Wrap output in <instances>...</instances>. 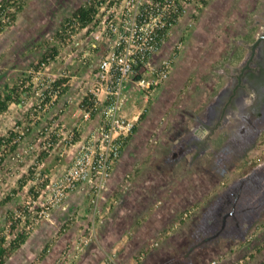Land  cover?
Listing matches in <instances>:
<instances>
[{
	"label": "rangeland",
	"instance_id": "rangeland-1",
	"mask_svg": "<svg viewBox=\"0 0 264 264\" xmlns=\"http://www.w3.org/2000/svg\"><path fill=\"white\" fill-rule=\"evenodd\" d=\"M91 1L30 0L16 24L0 35V94L19 86L29 90L22 103L0 116V137L16 136L18 143L16 150L12 145L0 150V234L7 231L10 212L31 221L28 242L6 264H264V122L242 134L248 128L244 103L213 135L208 125L220 91L231 88L262 31L264 0L183 2V13L153 61L173 56L170 78L149 97L135 79L130 82L126 115L135 118L136 128L123 147L114 191L134 207L118 226L132 244L124 253L103 242L106 225L100 223L102 213L93 219L89 185L68 193L60 206L51 201V182L73 163L75 144L102 123L99 113L86 120L82 103L112 49L103 22L119 21L110 8L123 0H111L87 28H65ZM82 39L90 42L81 44ZM97 47L99 58L92 53ZM76 75L87 85L81 94ZM139 75L151 79L145 70L136 79ZM61 79L67 82L59 93L55 83ZM73 112L79 123L68 120ZM90 120L95 126L82 131ZM107 193L100 207L118 212L119 199L104 207ZM227 199L237 206L224 205Z\"/></svg>",
	"mask_w": 264,
	"mask_h": 264
},
{
	"label": "built area",
	"instance_id": "built-area-1",
	"mask_svg": "<svg viewBox=\"0 0 264 264\" xmlns=\"http://www.w3.org/2000/svg\"><path fill=\"white\" fill-rule=\"evenodd\" d=\"M189 1L154 0L145 3L142 0H123L119 8H110L116 17L120 14L119 21L106 19L103 22L104 33L113 37L112 49L101 61L89 95L90 104L82 103L85 119L99 113L102 123L86 139L76 142L73 163L60 178L51 182L54 206L62 205L68 193L89 185L94 191L93 219L101 213L99 203L103 200L102 194L108 189L114 165L121 159L123 147L136 128L135 118L125 114L129 83L135 79V86L149 97L170 78L173 56L164 57L158 63L153 61L167 44L172 18L177 14L180 17L181 6V12L184 11L182 3ZM110 2L105 0L101 4L102 9ZM78 27L81 26L78 24ZM139 70H145L151 79L140 75L136 79ZM57 91L60 93L59 88Z\"/></svg>",
	"mask_w": 264,
	"mask_h": 264
},
{
	"label": "trees",
	"instance_id": "trees-1",
	"mask_svg": "<svg viewBox=\"0 0 264 264\" xmlns=\"http://www.w3.org/2000/svg\"><path fill=\"white\" fill-rule=\"evenodd\" d=\"M30 0H2L0 2V35L6 32L8 29L13 27L20 14L24 12L29 4ZM105 0H92L91 3L86 4L84 6L79 7L74 14L65 21V28H76L79 24L81 28H87L91 24H93L98 15L101 12L102 3ZM203 4H207L208 0H199ZM181 11L183 7L181 6ZM180 11V15L181 12ZM178 14L174 15L171 20V24L169 29L174 26ZM40 65H37L36 68H39ZM67 82V79H61L55 83L56 88H58L61 84ZM19 87L8 88L3 94H0V116L7 112L10 105L16 102L22 103L20 97L23 94H28V89L20 90ZM69 88L68 86L66 89ZM65 89V90H66ZM83 104L89 105V96L87 95L83 100ZM16 136H3L0 137V150L3 146L12 145V150H16L18 148V143H14V138ZM34 192V189L31 190ZM11 197L8 198L5 202H10ZM23 212L24 208L19 206L18 208ZM24 217L17 218L16 212H10L7 214V231L6 233L0 234V264H6L7 260L17 251L19 250L25 243L28 242L31 231L28 229V226L31 225V221L29 217H26L25 221H23Z\"/></svg>",
	"mask_w": 264,
	"mask_h": 264
},
{
	"label": "flooded vegetation",
	"instance_id": "flooded-vegetation-1",
	"mask_svg": "<svg viewBox=\"0 0 264 264\" xmlns=\"http://www.w3.org/2000/svg\"><path fill=\"white\" fill-rule=\"evenodd\" d=\"M239 70L234 83L230 82L231 88L220 91L216 103L212 104L208 121L211 135L227 125L230 117L237 109L244 106V103H247L245 108L248 112L244 117L247 119L248 128L243 127L240 130L242 134L246 135L252 129H258L256 126L264 122V26ZM202 146L204 149L207 148V144L203 143ZM242 191V186L236 188L235 194L238 198ZM236 204L231 199H227L224 205L236 207ZM224 205L221 207L222 210L225 208ZM225 223L226 221L223 223V228L226 227Z\"/></svg>",
	"mask_w": 264,
	"mask_h": 264
},
{
	"label": "crops",
	"instance_id": "crops-1",
	"mask_svg": "<svg viewBox=\"0 0 264 264\" xmlns=\"http://www.w3.org/2000/svg\"><path fill=\"white\" fill-rule=\"evenodd\" d=\"M89 42H90L89 39H82L80 43L81 44H86V43H89ZM78 45H79L80 48H82V45H80V44H78ZM101 51L102 50L100 49V47H97L96 49H92V53H94L93 56H95L97 58L101 57V55H102ZM89 69H91V67H88V69L86 68V70H83V73L84 74H88L89 73L88 72ZM82 81H83L82 76L78 77L76 75V80H75L74 86H75L76 91H78L80 94L83 93V91L86 90V88H87V85H85V83H82ZM82 84H83V86H82ZM129 86H130V83H129ZM83 88H84V90H83ZM126 112H127V109L125 110V114H127ZM78 118H79V113L78 112L77 113L73 112L72 116L68 117V120L72 121V122H75V123H79V119ZM94 126H95L94 120H92V121L90 120L89 122H86V123L84 122V124L81 125V127H83L82 131H86L87 129H90V128L94 127ZM74 155H75V153H74ZM121 162L122 161L119 160L117 162L119 164H117L115 166V169L113 170V177H112L111 181L108 184V193H107L108 195H107V199H106L108 204L105 205V203H104V207L107 208L109 206V204H110V202L108 200L111 199V201L117 203V199H119V203H117L118 205H116V206L119 207V210H118V212H115V210L114 211H110V210H108V209H111L109 207L107 209V211L105 210V212H103V208L101 207V213L102 214H101L100 218H102V220L100 221V223L102 222V224L105 223V225H106L104 230L103 231L101 230V232H102V235H101L102 237L101 238L103 239V242L105 244H107V246H112L113 245L117 250H121L124 253V252L127 251V249L129 250V249L132 248V244L128 240L129 239L128 238V234L125 236L123 234V231H121L120 228H118V226H120V227L124 226L123 223L125 222V219L127 218V216H129L130 210H133L134 207H133L131 199H127V201H125L123 198L120 199L119 198L120 196H118V195L115 196L114 195V191H117V189H118V184L120 182L119 178L121 177V174L116 173V168H118V169L121 168V164H122ZM126 182L129 183L128 180H126ZM80 188L77 190V191H79L77 193H80V190H81ZM129 188H130V186H129ZM129 188L127 190H129ZM79 195H77L76 198L79 197ZM118 207H117V209H118ZM104 216H106V217L104 218ZM127 258L129 259V256H125L124 255L123 259L126 260Z\"/></svg>",
	"mask_w": 264,
	"mask_h": 264
}]
</instances>
